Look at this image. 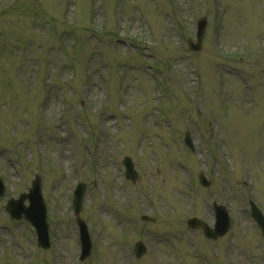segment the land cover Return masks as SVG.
<instances>
[{"label": "rangeland", "instance_id": "374dc122", "mask_svg": "<svg viewBox=\"0 0 264 264\" xmlns=\"http://www.w3.org/2000/svg\"><path fill=\"white\" fill-rule=\"evenodd\" d=\"M35 176L47 251L4 209ZM0 177V264H264L248 204L264 215V0H0ZM77 182L93 244L83 263ZM213 201L232 222L216 244L186 226L212 224ZM136 241L148 249L138 261Z\"/></svg>", "mask_w": 264, "mask_h": 264}, {"label": "water", "instance_id": "95a60500", "mask_svg": "<svg viewBox=\"0 0 264 264\" xmlns=\"http://www.w3.org/2000/svg\"><path fill=\"white\" fill-rule=\"evenodd\" d=\"M206 26V19H201L197 25V42L193 44L191 41L188 42L189 48L194 51H199L201 49V41L203 39L204 31ZM186 144L191 147V142L188 138H186ZM123 164L126 169V178L130 180H134L136 178V173L133 169V163L129 158H125L123 160ZM201 182L205 184L203 177H201ZM85 191V187L82 184H79L77 189L74 192V212L75 215L78 216L81 210V202L83 198V194ZM4 193V189L2 183L0 181V195ZM28 199L29 207H24L23 202ZM7 212L10 214L12 218L19 219L24 217L28 220L36 229L39 244L44 248L49 247L48 243V234H47V224H46V209L43 204L40 189H39V181H35L32 184V189L29 190L28 194L22 195L18 200H10L6 206ZM252 215L256 220L257 224L261 228L264 236V218L261 213L252 205L251 208ZM143 220H150V218L143 217ZM196 220H190L188 222L190 227H196ZM77 224L79 226L80 239L82 243V259L87 257L90 254L91 242L89 239V235L87 232V227L83 221L77 219ZM229 225V217L227 212L224 209H217V218H216V229H218V233H225L228 229ZM205 234L210 236L211 232L205 230ZM146 253V248L143 243L139 242L135 245V255L137 258H140Z\"/></svg>", "mask_w": 264, "mask_h": 264}, {"label": "flooded vegetation", "instance_id": "af4514ba", "mask_svg": "<svg viewBox=\"0 0 264 264\" xmlns=\"http://www.w3.org/2000/svg\"><path fill=\"white\" fill-rule=\"evenodd\" d=\"M198 231L202 233V230L201 229H199Z\"/></svg>", "mask_w": 264, "mask_h": 264}]
</instances>
